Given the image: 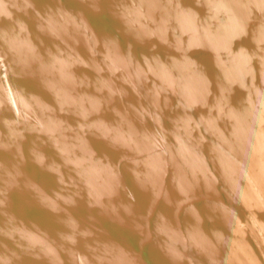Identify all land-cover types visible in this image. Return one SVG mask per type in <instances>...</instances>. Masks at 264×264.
<instances>
[{
	"label": "water",
	"instance_id": "1",
	"mask_svg": "<svg viewBox=\"0 0 264 264\" xmlns=\"http://www.w3.org/2000/svg\"><path fill=\"white\" fill-rule=\"evenodd\" d=\"M0 264H264V0H0Z\"/></svg>",
	"mask_w": 264,
	"mask_h": 264
}]
</instances>
